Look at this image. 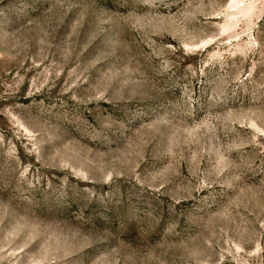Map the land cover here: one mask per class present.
<instances>
[{
    "label": "rangeland",
    "instance_id": "1",
    "mask_svg": "<svg viewBox=\"0 0 264 264\" xmlns=\"http://www.w3.org/2000/svg\"><path fill=\"white\" fill-rule=\"evenodd\" d=\"M0 264H264V0H0Z\"/></svg>",
    "mask_w": 264,
    "mask_h": 264
}]
</instances>
